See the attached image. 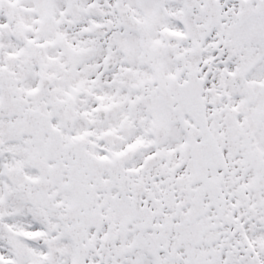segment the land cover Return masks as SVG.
Returning a JSON list of instances; mask_svg holds the SVG:
<instances>
[{
	"label": "snow or ice",
	"instance_id": "1",
	"mask_svg": "<svg viewBox=\"0 0 264 264\" xmlns=\"http://www.w3.org/2000/svg\"><path fill=\"white\" fill-rule=\"evenodd\" d=\"M0 264H264V0H0Z\"/></svg>",
	"mask_w": 264,
	"mask_h": 264
}]
</instances>
